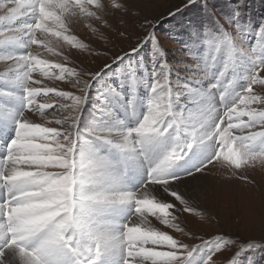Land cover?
<instances>
[{
	"label": "snow or ice",
	"instance_id": "1",
	"mask_svg": "<svg viewBox=\"0 0 264 264\" xmlns=\"http://www.w3.org/2000/svg\"><path fill=\"white\" fill-rule=\"evenodd\" d=\"M202 2V21L178 39L161 35L160 19L142 15L135 0H0V264H190L208 245L200 264H238L261 246L264 231L245 244L224 231L201 235L185 213H205L175 187L218 163L264 165V21L254 29L243 0L230 16ZM79 24L104 41L94 55L116 45L106 32L128 43L98 70L70 67L65 46L92 48ZM137 26L133 43L128 30ZM166 39L178 45L176 67ZM145 45L150 81L135 59ZM113 65H122L127 100L124 84L107 83ZM44 78L67 81V90ZM194 150L205 153L198 166L178 172Z\"/></svg>",
	"mask_w": 264,
	"mask_h": 264
},
{
	"label": "rangeland",
	"instance_id": "2",
	"mask_svg": "<svg viewBox=\"0 0 264 264\" xmlns=\"http://www.w3.org/2000/svg\"><path fill=\"white\" fill-rule=\"evenodd\" d=\"M139 5L137 9L142 15H147L150 18H159L160 23L157 25V30L161 35H177L178 39H184L187 36L189 27L194 23L201 22L204 17V3L202 0H197V3L184 9L175 17H169L167 13L173 11L176 7H180L184 0H135ZM236 0H207L209 7H215L217 13L222 16L231 15V6ZM243 18L252 22L253 28L259 27L264 21V0H243ZM131 33L132 42L137 38V33L142 29L137 26L134 29L128 30ZM187 31L184 34L181 32ZM76 32L80 38L91 43L92 48L89 52L84 53L79 49L65 46V55L72 62L69 66H87L94 70H98L102 62L111 57L113 53H118L121 48H125L127 41L116 38L113 33L106 32L105 35L116 40V45L107 44V55L100 56L94 53L105 50L104 41L98 36L91 33L84 24H79L76 27ZM254 42V37L249 43ZM164 46L169 48V62L176 67L179 63V56L175 48L178 47L175 40H164ZM150 47L145 45L143 49L136 55L135 59L138 64L140 61L144 64L147 71L138 72L141 75L151 80V57L149 55ZM56 62H63L62 58H54ZM145 59L146 61H144ZM146 65H149L147 67ZM122 65H113L112 70L107 72V83L119 87L124 84L121 89L124 93V100L128 99V86L124 83L121 75L116 73L121 72ZM177 71L183 69L177 67ZM45 83L50 87H57L67 90V81H60L55 78H44ZM95 83V82H94ZM243 85V81H240ZM139 95H146V89L142 86L139 88ZM110 103L116 110L117 115L124 117L125 113L119 107L121 101L118 97L110 98ZM140 112H143V107H140ZM128 126H133L135 121L132 117H126ZM11 129L5 135L10 134ZM194 150V156H195ZM202 157L205 153L197 151ZM194 160L188 164L191 171L194 167ZM180 167V165L178 166ZM194 174V173H193ZM209 180L207 189L197 193L195 197L198 203L197 212H204L200 215L185 213L188 218L189 226H200V234L216 233L224 231L232 237L238 244H245L250 238H259L264 231V165L257 162L255 165L246 167L241 170H236L233 167L227 166L224 163H218L215 167L209 168L207 173H204ZM186 177V176H185ZM137 183H135L136 186ZM209 189V190H208ZM170 233H174L173 229H166ZM211 245L198 249L190 261V264H200V259L207 254ZM236 246H233L235 251ZM238 264H264V241L261 246L255 249H248L242 253L238 259Z\"/></svg>",
	"mask_w": 264,
	"mask_h": 264
},
{
	"label": "bare ground",
	"instance_id": "3",
	"mask_svg": "<svg viewBox=\"0 0 264 264\" xmlns=\"http://www.w3.org/2000/svg\"><path fill=\"white\" fill-rule=\"evenodd\" d=\"M202 158L203 157L197 151H195V156L193 152L190 153L188 158H186L184 161H181L180 167L177 166V171L178 172L189 171V169L191 168L188 166V164L194 160L195 163L194 166H198ZM209 180L204 173H194L192 176H186L183 177L182 180L177 181L175 187L180 192L185 194L189 199H196L195 197L197 196L198 192L200 194V192H203V189L208 188ZM138 182L139 181L137 179L134 180V183H138ZM157 189H159V186H157ZM157 194L160 196L161 199H171V197H168L166 193H162L158 191Z\"/></svg>",
	"mask_w": 264,
	"mask_h": 264
},
{
	"label": "trees",
	"instance_id": "4",
	"mask_svg": "<svg viewBox=\"0 0 264 264\" xmlns=\"http://www.w3.org/2000/svg\"><path fill=\"white\" fill-rule=\"evenodd\" d=\"M189 30H190V27H189ZM187 31H184V32H181V34H184V33H186ZM189 32V31H188ZM188 32H187V34H188ZM144 61H146L145 59H143ZM140 64L141 65H143V67L142 68H139L138 69V72H141V71H143L144 73H145V67H144V64L142 63V61H140ZM147 67H149V65H146ZM140 74V73H139ZM141 75V74H140Z\"/></svg>",
	"mask_w": 264,
	"mask_h": 264
},
{
	"label": "water",
	"instance_id": "5",
	"mask_svg": "<svg viewBox=\"0 0 264 264\" xmlns=\"http://www.w3.org/2000/svg\"><path fill=\"white\" fill-rule=\"evenodd\" d=\"M138 177H139V175H138Z\"/></svg>",
	"mask_w": 264,
	"mask_h": 264
}]
</instances>
